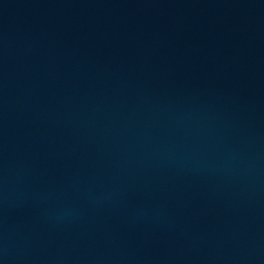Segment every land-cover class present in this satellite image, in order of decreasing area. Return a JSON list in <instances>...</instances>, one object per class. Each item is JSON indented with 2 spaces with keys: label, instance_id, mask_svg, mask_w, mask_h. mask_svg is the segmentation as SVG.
Returning a JSON list of instances; mask_svg holds the SVG:
<instances>
[{
  "label": "water",
  "instance_id": "95a60500",
  "mask_svg": "<svg viewBox=\"0 0 264 264\" xmlns=\"http://www.w3.org/2000/svg\"><path fill=\"white\" fill-rule=\"evenodd\" d=\"M0 264H264V0H0Z\"/></svg>",
  "mask_w": 264,
  "mask_h": 264
}]
</instances>
